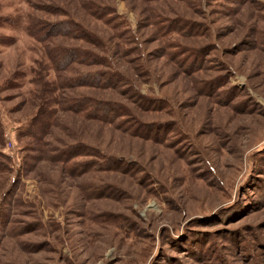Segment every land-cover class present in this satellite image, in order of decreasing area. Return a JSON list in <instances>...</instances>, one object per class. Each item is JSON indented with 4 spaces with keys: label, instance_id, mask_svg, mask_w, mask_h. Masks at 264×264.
I'll use <instances>...</instances> for the list:
<instances>
[{
    "label": "rangeland",
    "instance_id": "374dc122",
    "mask_svg": "<svg viewBox=\"0 0 264 264\" xmlns=\"http://www.w3.org/2000/svg\"><path fill=\"white\" fill-rule=\"evenodd\" d=\"M108 2L137 44L86 15L125 53L109 68L43 70L57 83L79 67L102 76L55 92L88 99L101 118L58 111L37 140L18 134L33 123L32 79L48 62L28 18L65 27L72 4L0 0V117L12 156L0 173V264H264V0ZM148 6L180 29L160 36Z\"/></svg>",
    "mask_w": 264,
    "mask_h": 264
},
{
    "label": "trees",
    "instance_id": "16d2710c",
    "mask_svg": "<svg viewBox=\"0 0 264 264\" xmlns=\"http://www.w3.org/2000/svg\"><path fill=\"white\" fill-rule=\"evenodd\" d=\"M33 2V0H27V2ZM79 6L74 4V0H70L69 4L71 9L69 8L64 11H61L62 15L66 16L68 19L65 27H60L58 24H53V29H42L43 22L39 18L36 13H31L28 18L27 30L31 37L42 46L45 50V57L48 58L47 67L43 64L41 60L38 61L40 67L35 69L36 76L32 79L33 83L39 81L38 87L35 89L36 91L31 92L36 98V100H31L32 104H35V112L33 114L32 121L27 129L19 130V137H33L34 139L41 140L42 135L46 133H50L49 130L56 123V115L58 111H72L78 112L82 117H97L101 118L98 115V112H101V108L94 106H83L88 99H82L81 97L74 96L71 91L66 92L67 94H55L57 90L60 91L61 88H67L70 90H74V87L77 86H90L91 83L86 81L88 78H94L98 75L96 72H91L84 67L75 68L78 71L77 76H67L62 75V81L59 83L56 80L48 79L45 74H43V70L46 68H51L54 72L69 70L73 67L75 63L92 64L96 63L99 65H103L106 67H111V63L114 62L112 58L114 55H119L120 52L123 54L124 47L121 43L114 44L113 46L108 43L104 39L103 36L97 35V33L93 32L84 25L82 19L88 15L91 19L102 22L109 29L114 31L113 39L120 38L121 40L128 42H136L138 39L133 37L132 27L129 26L125 17L118 13V10L114 4L109 3V0H78ZM146 1V0H145ZM152 1V0H147ZM184 2H191L192 0H182ZM149 10V23L154 28H156L161 35H169V33H176L180 27L174 23L172 20L168 19L163 15H160L156 12L152 7H147ZM2 20V17H1ZM2 24V23H1ZM122 29V31H121ZM130 34L132 36L125 37V34ZM52 40V42H51ZM63 40V41H61ZM76 41V43L69 44V41ZM78 40H82V42H86L87 45H92V48L83 46H78ZM65 42V43H64ZM6 43V42H4ZM63 44V45H62ZM129 49L130 52L133 51L132 47ZM100 51V52H99ZM139 52V49L137 48ZM118 58V57H117ZM50 60V61H49ZM114 66V65H113ZM111 72V71H110ZM114 75L121 76L122 78L125 75L122 72H111ZM103 75V74H101ZM99 76V75H98ZM102 78V76H99ZM84 79L85 81H82ZM122 80L121 78L118 79ZM11 81L7 82L10 86ZM21 83H18L15 87H20ZM100 104V103H99ZM95 110L96 113H90ZM102 110L108 114L111 109L103 107ZM41 115L40 120L38 121V117ZM5 128L3 122L0 117V173H5L10 171V164L7 161L12 159V156L7 154L4 151V146L6 142L5 137ZM100 150V148H95L93 153L100 155L104 153V151L100 150V153L96 152ZM49 153V152H48ZM104 155V154H103ZM48 157L54 158H62L61 151H57L56 154H48ZM95 167H101L98 163H93ZM92 165V166H93ZM76 166V165H75ZM88 170H91L92 167H88ZM10 194V192H9Z\"/></svg>",
    "mask_w": 264,
    "mask_h": 264
}]
</instances>
